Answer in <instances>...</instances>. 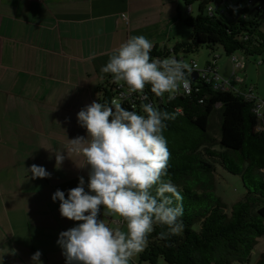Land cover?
Masks as SVG:
<instances>
[{"label":"crops","instance_id":"1","mask_svg":"<svg viewBox=\"0 0 264 264\" xmlns=\"http://www.w3.org/2000/svg\"><path fill=\"white\" fill-rule=\"evenodd\" d=\"M178 2L0 0V264H32L38 249L42 264H65L59 233L80 221L62 217L51 197L88 179L84 156L65 150L72 138L87 136L77 113L98 99L111 75L100 68L129 36L167 45L162 36L167 17L181 16ZM57 150L65 156L58 168ZM33 163L51 176L33 178ZM100 218L125 227L118 216ZM140 253L129 264H140Z\"/></svg>","mask_w":264,"mask_h":264},{"label":"trees","instance_id":"2","mask_svg":"<svg viewBox=\"0 0 264 264\" xmlns=\"http://www.w3.org/2000/svg\"><path fill=\"white\" fill-rule=\"evenodd\" d=\"M198 3L196 15L187 11L184 22L192 28L189 39L170 47L155 44L152 58L193 52L201 45H220L228 55L242 50L260 52L264 36L260 26L264 19V0H185L187 8ZM223 4V5H222ZM212 7V8H211ZM182 17V16H180ZM218 55H214L217 62ZM205 65V66H206ZM191 81L190 93L179 90L169 100L151 91L146 84L141 94L130 98L140 111L141 103L151 102L169 113L179 107L182 115L166 121L164 135L170 151L166 179L177 186L182 196L183 227L179 235L161 236L167 226H154L147 235L140 261L156 264L163 259L170 264H249L252 251L264 240V114L257 115L255 99L241 89L215 88L202 76ZM120 90L111 75L98 86V101L110 103ZM127 99L122 103L130 107ZM222 110L220 137L210 130L209 121L215 110ZM219 169L239 176L243 194L231 206L215 193ZM256 264H264V251Z\"/></svg>","mask_w":264,"mask_h":264},{"label":"clouds","instance_id":"3","mask_svg":"<svg viewBox=\"0 0 264 264\" xmlns=\"http://www.w3.org/2000/svg\"><path fill=\"white\" fill-rule=\"evenodd\" d=\"M154 45L144 35H131L109 54L100 71L110 73L111 80L127 93L141 94L146 84L158 97L168 93L175 99L179 90L190 93L186 71L193 69L175 56L152 58ZM264 102L255 109L260 115ZM122 106L113 98L110 103L93 100L77 113V122L87 136L71 139L65 150L82 154L88 166V179L79 177L77 186L57 188L52 200L59 201L62 217L80 223L62 230L57 244L65 264H129L142 252L147 235L154 226H167L161 236L179 235L182 231V196L170 178L166 179L170 151L164 130L166 121L182 115L179 107L169 113L151 102ZM56 167L65 159L63 151H54ZM70 156V155H69ZM51 158V157H50ZM33 178L51 176L45 166L33 163L28 168ZM118 216L125 227H112L100 216ZM126 229V230H125ZM42 252L32 256V264H42Z\"/></svg>","mask_w":264,"mask_h":264},{"label":"rangeland","instance_id":"4","mask_svg":"<svg viewBox=\"0 0 264 264\" xmlns=\"http://www.w3.org/2000/svg\"><path fill=\"white\" fill-rule=\"evenodd\" d=\"M180 5L181 16L178 13L175 16V19L171 20L169 17L170 25L164 30L165 34L162 36V40L167 41V46H172L175 42V39H189L192 35V28L184 22V17L187 16V4L185 0H178ZM223 5V4H222ZM194 15L198 12V3L194 2L192 4ZM121 30L124 31V28ZM127 32V30H126ZM260 35L264 36V19L260 26ZM127 34H122L120 37L124 38ZM178 39V40H179ZM162 44V43H161ZM214 55H218L217 66L220 75L225 79H231L233 82V87L241 90L254 91V94L259 98L264 100V47L260 52L245 53L242 50L234 52L233 55H236L238 59L244 62V65L241 67H236L232 60V55H228L222 46L217 45L213 48L207 45H201L197 50L193 52L181 53V56L185 57V62L189 65L191 60L194 59L199 66L203 67L207 62L214 61ZM106 79V78H105ZM105 81L101 82L104 83ZM98 90V89H97ZM96 90V95L99 96L98 91ZM98 101V99H97ZM222 110L217 109L214 111L212 117L209 121L210 130L220 137V126L222 120ZM243 183L239 176L230 174L227 171L219 169L217 174V188L215 193L223 198L229 206L234 202L240 199L243 194ZM264 251V240H260L256 248L252 251L251 260L249 264H256L259 253ZM139 260L135 262L138 264ZM132 264V263H130ZM140 264H151L147 261H142ZM156 264H170L163 259H159ZM231 264H241L238 261H235Z\"/></svg>","mask_w":264,"mask_h":264},{"label":"built area","instance_id":"5","mask_svg":"<svg viewBox=\"0 0 264 264\" xmlns=\"http://www.w3.org/2000/svg\"><path fill=\"white\" fill-rule=\"evenodd\" d=\"M248 2L254 4L257 2V0H248ZM263 10H264V8H263ZM179 59H180V56H179ZM232 60H233L234 65L236 67H241L242 65H244V62L240 61L236 55H232ZM189 66L193 69L191 72H189L190 75L193 71H197L198 76H202L206 80L213 83L215 88L230 89L233 87V82L231 79H225L220 75V73L218 71L217 63H215V62L201 67L198 65V63L195 60H192V62L190 63ZM190 87H191V81H190ZM180 90H183V88H181ZM242 91L245 93V95L248 98L256 100L255 101V104H256L255 109L257 108L259 103L264 102L263 99H259L254 94V91L252 89L250 91H246V90H242ZM125 93H127V91L120 90L115 98L120 100L121 103H123L124 101H126L128 99L130 101L129 104L131 107V105L133 104V99L130 98L131 94L130 95H124ZM263 114H264V108H261L260 109V116H263Z\"/></svg>","mask_w":264,"mask_h":264},{"label":"water","instance_id":"6","mask_svg":"<svg viewBox=\"0 0 264 264\" xmlns=\"http://www.w3.org/2000/svg\"><path fill=\"white\" fill-rule=\"evenodd\" d=\"M197 77H198V72H197V71H193V72L191 73V78H192L193 80H195Z\"/></svg>","mask_w":264,"mask_h":264}]
</instances>
